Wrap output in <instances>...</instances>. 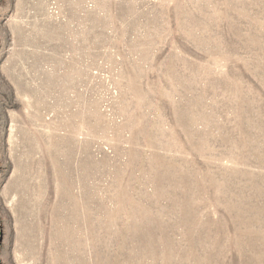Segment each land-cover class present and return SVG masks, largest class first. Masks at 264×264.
<instances>
[{
  "label": "rangeland",
  "instance_id": "obj_1",
  "mask_svg": "<svg viewBox=\"0 0 264 264\" xmlns=\"http://www.w3.org/2000/svg\"><path fill=\"white\" fill-rule=\"evenodd\" d=\"M0 264H264V0H0Z\"/></svg>",
  "mask_w": 264,
  "mask_h": 264
}]
</instances>
